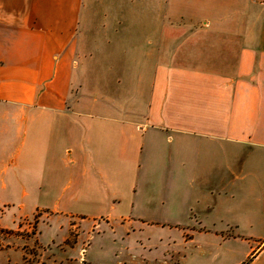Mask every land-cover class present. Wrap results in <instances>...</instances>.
Segmentation results:
<instances>
[{
    "label": "crops",
    "instance_id": "crops-1",
    "mask_svg": "<svg viewBox=\"0 0 264 264\" xmlns=\"http://www.w3.org/2000/svg\"><path fill=\"white\" fill-rule=\"evenodd\" d=\"M25 207L183 240L192 211L189 242L264 264V0H0L3 219Z\"/></svg>",
    "mask_w": 264,
    "mask_h": 264
},
{
    "label": "rangeland",
    "instance_id": "rangeland-1",
    "mask_svg": "<svg viewBox=\"0 0 264 264\" xmlns=\"http://www.w3.org/2000/svg\"><path fill=\"white\" fill-rule=\"evenodd\" d=\"M4 210L0 208V264H235L242 258L235 245L209 237L189 242L195 227L192 211L187 212L191 219L183 240L177 227L152 224L129 235L123 222L91 221L82 226L85 222L70 220L58 228L59 221L40 211L32 213L30 207L23 209L28 215L11 221L12 214L3 219Z\"/></svg>",
    "mask_w": 264,
    "mask_h": 264
}]
</instances>
